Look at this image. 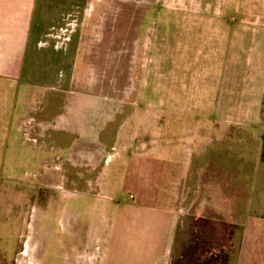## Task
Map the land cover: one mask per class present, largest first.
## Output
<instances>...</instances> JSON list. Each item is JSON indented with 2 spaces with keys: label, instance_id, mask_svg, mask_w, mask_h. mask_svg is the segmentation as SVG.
<instances>
[{
  "label": "crops",
  "instance_id": "obj_1",
  "mask_svg": "<svg viewBox=\"0 0 264 264\" xmlns=\"http://www.w3.org/2000/svg\"><path fill=\"white\" fill-rule=\"evenodd\" d=\"M82 2L0 0V196L51 157L84 200L103 196L79 264H264V4L175 49L164 37L157 56L176 60L149 70L157 87L98 96L70 80Z\"/></svg>",
  "mask_w": 264,
  "mask_h": 264
},
{
  "label": "rangeland",
  "instance_id": "obj_2",
  "mask_svg": "<svg viewBox=\"0 0 264 264\" xmlns=\"http://www.w3.org/2000/svg\"><path fill=\"white\" fill-rule=\"evenodd\" d=\"M241 1L252 3L255 9L264 4V0H85L77 8L79 12L70 13L72 21L80 20L70 25L72 35L80 34L70 80L84 86L95 82L107 86L87 89L98 96H126L139 91L146 81L157 87L158 73L149 70L176 60L157 56L160 45L164 46L162 39L172 38L166 41V48L175 49L172 45L178 33L182 38L201 34L205 39L213 29H220L207 24L211 19L237 23L247 15L252 18L255 11L249 15L238 10ZM181 42L184 47L192 43ZM205 42L199 41L201 45ZM198 63L207 64V60L201 57ZM47 159L40 158L32 169L11 170L13 183H17L11 190L14 196H0V264H79L78 253L85 238H90L89 231L102 225L95 208L103 196L84 200L68 170L60 164L54 167L56 162ZM48 179L54 184H47ZM29 181L40 182L37 187L32 185V196ZM11 182L8 180V189ZM115 251L102 249V260L108 253L116 257ZM127 253L119 254L124 263Z\"/></svg>",
  "mask_w": 264,
  "mask_h": 264
},
{
  "label": "trees",
  "instance_id": "obj_3",
  "mask_svg": "<svg viewBox=\"0 0 264 264\" xmlns=\"http://www.w3.org/2000/svg\"><path fill=\"white\" fill-rule=\"evenodd\" d=\"M262 159L264 160V152L262 153Z\"/></svg>",
  "mask_w": 264,
  "mask_h": 264
}]
</instances>
